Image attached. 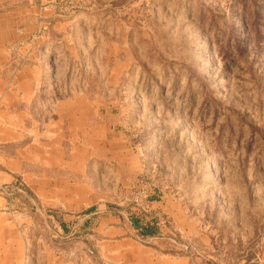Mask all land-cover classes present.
Returning a JSON list of instances; mask_svg holds the SVG:
<instances>
[{"label": "rangeland", "instance_id": "obj_1", "mask_svg": "<svg viewBox=\"0 0 264 264\" xmlns=\"http://www.w3.org/2000/svg\"><path fill=\"white\" fill-rule=\"evenodd\" d=\"M11 13L0 103L20 139L0 153L57 137L88 173L57 162L42 193L0 175V264H264V0H0Z\"/></svg>", "mask_w": 264, "mask_h": 264}, {"label": "crops", "instance_id": "obj_2", "mask_svg": "<svg viewBox=\"0 0 264 264\" xmlns=\"http://www.w3.org/2000/svg\"><path fill=\"white\" fill-rule=\"evenodd\" d=\"M12 14L13 13L0 16V36L3 35L2 33L5 32L4 27L6 24L8 25V23L10 22L9 17ZM10 24H9V26H11ZM10 30L14 31L15 28L10 29ZM14 38H15V36H14ZM2 91L3 90L0 87V97L2 96L1 95ZM10 107H12V106H10V104L5 105V104L0 103V147L3 144H9L11 142H14V141L20 139L15 126H11L7 122V119H10V117L13 115L12 113H8ZM83 139H86V138H83ZM45 140H46V143L44 145L39 146V144L33 143V144H30L29 146H27L28 147L27 151H29V150L30 151L27 154V156H25V157H24V155L22 156L20 154V150H18L19 152L17 151L16 156H6V155H3L0 153V175L2 174L3 176H6V178L10 179V181L19 175L25 176V178L29 182V185L27 184L29 189L31 191L39 190L40 191L39 193H42L45 191L38 188V186L41 185L42 183H46V186L53 184L52 179L50 177H47L48 175L51 174V172H49L48 169L53 168L52 166H54V164H57V162H59V164L64 163V167L59 168V170H61L62 174L76 176V175H84V174L88 173V172H86L87 170L86 171L84 170L85 167H82L83 164L81 163L82 164L81 165L76 160L77 155H78V157H80V155L78 152L75 151V148L71 149V151H68L66 156H65V154H63V155L61 154V155L57 156L56 152H51L52 149L57 150L60 146V141H58L57 137L55 139L53 138L51 140L49 138H46ZM61 140H62V138H61ZM64 140H66V139L64 138ZM35 141L38 142V140H35ZM49 152L51 154H53V153L54 154L49 155ZM51 156L57 157L56 161H54ZM60 157H62L63 159L67 158V160L62 161L59 159ZM93 157L94 156H92V155L89 156L88 162ZM31 162L39 164L40 170H41V172L39 173V176L33 177L35 174H32V172L26 168V165L28 163H31ZM55 168H57V167H55ZM58 184H61V183H58ZM62 184L64 187H66V185L64 183H62ZM77 188H79L78 191H81L85 187L80 186ZM56 191H59V189H56ZM59 196H61V195H59ZM44 199H47V198H44Z\"/></svg>", "mask_w": 264, "mask_h": 264}]
</instances>
